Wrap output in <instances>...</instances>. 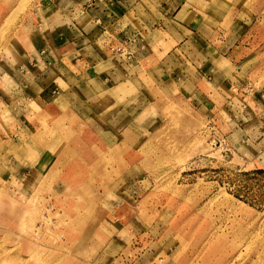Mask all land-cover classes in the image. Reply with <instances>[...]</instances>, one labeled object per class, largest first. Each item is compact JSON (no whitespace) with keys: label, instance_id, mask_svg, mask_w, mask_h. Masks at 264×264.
<instances>
[{"label":"crops","instance_id":"0c3cea01","mask_svg":"<svg viewBox=\"0 0 264 264\" xmlns=\"http://www.w3.org/2000/svg\"><path fill=\"white\" fill-rule=\"evenodd\" d=\"M170 1L29 0L6 32L0 146L17 138L21 147L29 139L53 155L45 165L23 167L19 191L45 196L72 222L66 234L70 242L79 238L70 249L82 261L220 264L203 247L196 249L186 230L164 224L169 218L153 205L158 152L149 146L168 121L169 100L194 121L214 123L218 106L233 104L228 90L256 85L252 76L233 81L219 60L238 48L253 59L258 50L251 43L264 39L255 35L233 47L223 36L215 47L218 26L199 21L200 7L180 2L171 10ZM17 5L0 14V28ZM127 38H135L130 58L112 49ZM247 71L256 72L253 65ZM257 87L244 100L253 97L260 106L256 113L248 108L250 116L237 124L241 146L252 142L254 150L232 148L242 164L251 157L250 168H264V79ZM232 131L226 137L238 148Z\"/></svg>","mask_w":264,"mask_h":264},{"label":"rangeland","instance_id":"374dc122","mask_svg":"<svg viewBox=\"0 0 264 264\" xmlns=\"http://www.w3.org/2000/svg\"><path fill=\"white\" fill-rule=\"evenodd\" d=\"M28 2L0 0L1 15L18 3L0 28V53L6 48L4 38L10 24ZM180 2H186L185 8H192L193 4L200 7L199 21L218 26L215 47H219L223 36L233 47L247 45L243 40L250 38L252 42L255 35L264 39V10L258 11L264 0H171L170 9H176ZM200 33L207 37L210 31L202 25ZM256 40L251 44L261 54L260 58L256 52L252 53L253 59L241 56L248 50L238 48L232 55L229 51L226 53L228 59L219 60L221 66L229 67L227 73L233 81L241 82L252 76L256 85H249L262 84L264 42ZM251 65L256 71L254 74L247 71ZM237 87V90H228L234 94L233 104L218 106V119L214 123L194 121L187 110L183 113L172 101L166 102L168 121L149 146L158 152L155 163L160 166L152 170L156 201L153 205L161 207L163 216L169 218L164 224L186 230V238L193 239L194 247H203L220 264L224 260V264H264V168H250L251 157L249 164H242L240 153L233 155L232 151V148L254 150L252 142L241 146L243 131L237 124L250 116V111L256 113L260 104H254L250 96L244 100L249 95L243 90L245 85ZM176 91L177 87L173 93ZM226 120L232 123L229 125ZM231 127L234 134L230 139L239 143L238 148L232 147L226 137ZM213 136L222 144L214 145ZM13 140L0 146V264H101L95 258L82 261L79 252L72 250L70 246L78 244L79 238L69 241L66 230L73 227L72 222L53 203L45 196L31 195L30 190L19 191L23 189L18 181L23 167L45 165L53 155L43 154L41 147L29 139L21 147L17 138ZM227 146L230 149L224 150Z\"/></svg>","mask_w":264,"mask_h":264},{"label":"built area","instance_id":"2783aa9c","mask_svg":"<svg viewBox=\"0 0 264 264\" xmlns=\"http://www.w3.org/2000/svg\"><path fill=\"white\" fill-rule=\"evenodd\" d=\"M135 40V38H127L122 40L121 44L118 45H114L112 46V49L118 53H121L122 55H124L127 58L132 57L133 54V50L130 48V44ZM254 87L255 86H251L249 84H245V87L243 88V90H245L248 94H252L254 92ZM234 90L239 89L237 86L233 87ZM211 142L216 145L217 143L222 144V141L216 137L213 136L211 139ZM230 148L224 147V150H229Z\"/></svg>","mask_w":264,"mask_h":264},{"label":"bare ground","instance_id":"6f19581e","mask_svg":"<svg viewBox=\"0 0 264 264\" xmlns=\"http://www.w3.org/2000/svg\"><path fill=\"white\" fill-rule=\"evenodd\" d=\"M47 133V132H46ZM55 134V133H54ZM73 135V134H72ZM43 136V135H42ZM47 136V135H46ZM54 136V135H53ZM62 138V137H61ZM51 139V138H50ZM58 139V138H57ZM60 139V138H59ZM70 140V139H69ZM57 141V140H56ZM60 142V141H59ZM53 144V143H52ZM57 145V144H56ZM66 145V144H65ZM52 145H50V147H51ZM55 146V145H54ZM60 146V145H59ZM49 147V148H50ZM53 148V147H52ZM59 148V147H58ZM63 148V147H62ZM58 150V149H57ZM63 151V150H62ZM60 153V152H59ZM66 154V153H65ZM75 156V155H74ZM65 157V156H64ZM71 158V157H70ZM73 158V157H72ZM63 159V158H62ZM68 160V159H67ZM71 160V159H70ZM82 166V165H81ZM78 167H80V166H78ZM71 168H73V167H71ZM76 174V173H75ZM77 175V174H76ZM80 175V174H79Z\"/></svg>","mask_w":264,"mask_h":264}]
</instances>
